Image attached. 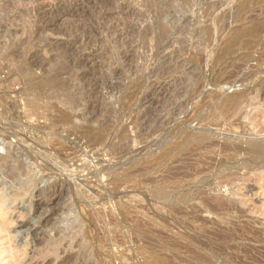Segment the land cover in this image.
Wrapping results in <instances>:
<instances>
[{
	"label": "rangeland",
	"instance_id": "374dc122",
	"mask_svg": "<svg viewBox=\"0 0 264 264\" xmlns=\"http://www.w3.org/2000/svg\"><path fill=\"white\" fill-rule=\"evenodd\" d=\"M254 142L264 0H0V264H264Z\"/></svg>",
	"mask_w": 264,
	"mask_h": 264
},
{
	"label": "bare ground",
	"instance_id": "6f19581e",
	"mask_svg": "<svg viewBox=\"0 0 264 264\" xmlns=\"http://www.w3.org/2000/svg\"><path fill=\"white\" fill-rule=\"evenodd\" d=\"M96 55V54H95ZM28 79V78H27ZM36 85V84H35ZM34 86V85H33ZM32 86V87H33ZM192 136V135H191ZM202 139V136H196V141H200ZM250 149L255 153V154H260L264 152V144L261 143H252L249 145ZM36 206V205H35ZM8 221V220H7ZM2 229V228H1ZM5 230V229H4ZM10 246V245H9ZM2 249V248H1ZM9 251V249H7ZM6 250V251H7ZM3 252V251H2ZM22 254V253H21ZM12 259V258H11ZM11 262V261H10ZM14 261H12L11 264H13ZM15 264V263H14Z\"/></svg>",
	"mask_w": 264,
	"mask_h": 264
}]
</instances>
